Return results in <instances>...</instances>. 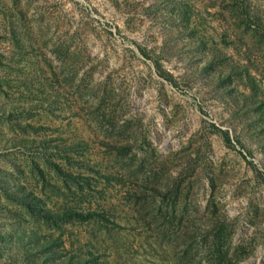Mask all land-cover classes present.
<instances>
[{
    "label": "rangeland",
    "instance_id": "1",
    "mask_svg": "<svg viewBox=\"0 0 264 264\" xmlns=\"http://www.w3.org/2000/svg\"><path fill=\"white\" fill-rule=\"evenodd\" d=\"M0 264H264V0H0Z\"/></svg>",
    "mask_w": 264,
    "mask_h": 264
}]
</instances>
